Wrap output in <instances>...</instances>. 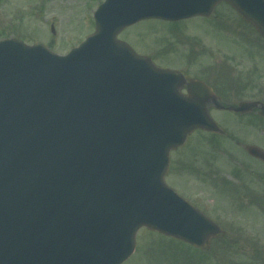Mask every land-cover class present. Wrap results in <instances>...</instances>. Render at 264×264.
Segmentation results:
<instances>
[{"label":"water","instance_id":"1","mask_svg":"<svg viewBox=\"0 0 264 264\" xmlns=\"http://www.w3.org/2000/svg\"><path fill=\"white\" fill-rule=\"evenodd\" d=\"M222 1L264 37V0H106L96 33L67 56L0 41V264H122L144 226L197 246L222 232L165 182L171 150L198 128L220 131L210 89L193 80L183 95L182 74L117 38Z\"/></svg>","mask_w":264,"mask_h":264},{"label":"rangeland","instance_id":"2","mask_svg":"<svg viewBox=\"0 0 264 264\" xmlns=\"http://www.w3.org/2000/svg\"><path fill=\"white\" fill-rule=\"evenodd\" d=\"M103 1L0 0V40L18 37L28 44L39 41L65 55L95 31L94 12ZM238 15L229 4L222 3L209 19L194 16L179 22L145 20L122 30L118 38L162 67L180 69L191 61L199 63L201 69L210 62L213 50L264 66V42L258 35L251 36V25ZM198 42L203 48L200 54L195 52ZM209 111L239 140H253L251 133L261 132L258 120L252 116L254 126H249L246 120L239 124L229 111L214 107ZM261 136L260 146L264 148ZM252 163L235 142L194 131L172 151L166 181L217 222L223 234L213 239L210 247L197 248L142 228L134 254L123 264H264V180L259 179L258 171L252 176L241 169L251 165L264 171ZM233 170L241 177L235 178Z\"/></svg>","mask_w":264,"mask_h":264},{"label":"flooded vegetation","instance_id":"3","mask_svg":"<svg viewBox=\"0 0 264 264\" xmlns=\"http://www.w3.org/2000/svg\"><path fill=\"white\" fill-rule=\"evenodd\" d=\"M238 16L241 17L240 15ZM211 17L213 16L208 18ZM250 28L249 31L252 34L251 36L258 35L261 38L260 34H258L253 27ZM262 41L264 42L263 39ZM197 46H199V48L196 47L195 52H199V54L202 53L203 48L201 43L198 42ZM188 55L192 56L191 53ZM210 55V62L205 63L201 69L199 63L192 64L190 63L191 61L183 63L184 67L180 68V70L184 74L187 82H190L192 79L203 81L212 88L215 95V98L213 97V99H210L208 103L209 108L214 107L217 111H229L235 114L239 124L242 123V120H246L249 126L253 124V120L250 119L252 116L254 119L258 120V127L261 131L260 133H253L250 130L253 140L242 141L236 138V135L229 127H226L227 130H225V124L218 121V124L220 126L222 125L221 128L223 127V131L222 133H214V135L235 142L237 146L243 148L245 151L247 147L251 145L262 148L260 145L263 144H261L259 140L262 139L261 135L264 136V116L260 115V109L255 108L246 113H237L227 108H233L241 102H264V70L262 69L264 66H257L254 62H251L253 60L244 62L235 60L237 58L234 54L224 53L219 55L213 50ZM187 87V85H184L182 92L186 93ZM249 157L253 160V165H260L261 168L264 169L263 160L253 156ZM243 170L247 171L252 176H256L258 171L260 173L259 179L264 180V171L260 168L245 165L243 166ZM237 177H241V174L237 173Z\"/></svg>","mask_w":264,"mask_h":264}]
</instances>
